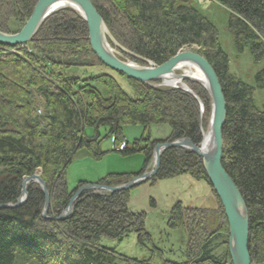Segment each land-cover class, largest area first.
<instances>
[{
    "label": "trees",
    "instance_id": "1",
    "mask_svg": "<svg viewBox=\"0 0 264 264\" xmlns=\"http://www.w3.org/2000/svg\"><path fill=\"white\" fill-rule=\"evenodd\" d=\"M38 1L0 0V31L18 33ZM90 1L115 39L146 60L129 55L133 61L160 66L181 50L197 48L215 69L227 103L222 164L248 208L252 264H263L264 110L257 107L254 95L264 90V69L256 74L254 85L231 73L219 31L193 6L196 0ZM212 1L230 13L228 29L237 52L243 53L249 46L255 62H262L264 0ZM13 24H18V29H13ZM75 67L105 66L92 51L87 22L71 9L51 16L31 42L14 48L0 45V205L16 204L24 179L37 172H41L51 198L49 219L43 217L45 196L37 183L29 185V198L22 207L0 209V264H16L19 257L37 264H154L151 259L121 256L100 244L103 238L123 240L135 233L141 245H153L145 227L146 214L129 210V191L84 192L73 214L56 220L77 191L68 187L67 170L82 149L102 159L99 134L88 137L86 129L104 127L115 148L125 145L120 153L145 155L141 172L145 173L157 144L184 138L195 145L202 142V126L207 129L211 116V98L202 86L187 82L203 103L202 118L198 100L186 91L127 78L136 94L132 98L112 76L88 80L69 76ZM98 86L106 88L108 97ZM163 124L171 128L164 141H153L148 135L130 145L124 136L128 125H140L147 131ZM184 175L212 188L202 158L181 148L163 153L159 172L151 182L154 185ZM126 177L112 174L97 184L116 186ZM84 184L80 182L78 187ZM212 191L219 202V228L209 230L205 210L178 202L171 210L168 227L187 231L186 259L181 263L162 259L160 264H233L229 251L225 257L216 256L214 243L229 239V226ZM155 247L162 257V250Z\"/></svg>",
    "mask_w": 264,
    "mask_h": 264
},
{
    "label": "rangeland",
    "instance_id": "2",
    "mask_svg": "<svg viewBox=\"0 0 264 264\" xmlns=\"http://www.w3.org/2000/svg\"><path fill=\"white\" fill-rule=\"evenodd\" d=\"M193 6L200 13L206 16L217 27L219 31L221 46L224 49V51L229 55L230 58L231 73L234 74L238 79L242 80L243 82L248 83L250 85H254L256 74L264 69V60L260 63H256L250 52L249 46L245 48V51L243 53L237 52L234 44L233 36L231 35L228 29V21L230 17L229 11L212 0H196L193 3ZM18 27H19L18 24H13V29L16 30L18 29ZM111 35L117 45L109 39H108L109 41L108 44L111 50L113 51V53L118 58L127 61L129 63L135 64L137 66H141V67L149 66V64L142 65L130 59L129 55L132 56L131 52L127 48L123 47L115 39L112 33ZM120 47H122L126 51H129V54L124 52ZM103 74L112 76L129 96H131L132 98H136L135 92L129 86L127 77L120 76L119 75L120 73L114 72L111 69L107 68L106 66L95 67V68L75 67V68H71L68 72L69 76L79 77L82 80L84 79L88 80L90 78L97 77ZM177 74H182V72L178 71ZM187 82L196 83L192 81H187ZM187 82H185V84L191 90ZM196 84L202 86L199 83ZM149 85L154 87L167 88L161 86V82H158V84L153 82L152 84ZM98 87L101 93L103 94V96L108 97V91L106 90V88L104 86H98ZM202 87L205 89L204 86ZM254 100L257 107L261 110H264V90H257L254 95ZM211 108H212V102H211ZM39 113L41 115L42 111H40ZM209 121H208V125H209ZM208 125H207V129H208ZM207 129L206 130L204 129L205 132L207 131ZM123 132L126 141L131 145L135 140L141 139L143 136H148V135H150L153 141H164L170 136L171 128L167 124L153 125L149 128V130L145 131V128L143 126L128 125L124 127ZM98 134L100 136V142H101L100 149L104 153V155L101 160H97L86 149H82L77 153L75 159L73 160V163L70 165V167L67 170V182H68V187L71 191L75 190L76 188L78 190L80 188L78 187V184L80 182H84L85 184H95V183L97 184L99 180L108 177L109 175L112 174L128 175V177L124 178L121 181V183L116 186L125 184L126 182H129L133 178L144 174L141 173L145 164V155L143 153L124 155L120 152L123 151L125 145L123 144L115 148L114 139L112 137H107L106 128L102 127L98 131H96L93 128L86 129V135L88 137H95ZM152 169H153V161L148 166L145 173L150 172ZM36 174L41 175L42 177L41 172H37ZM151 180L129 191L130 199H129L128 207L129 210L133 213L146 214V221H145L146 230L152 237L153 245H155L159 250H162L163 256L161 257V253L156 252L154 250L153 245L151 244H146V246L141 245L138 242V237L135 233H130L123 240H112L108 238H103L100 244L104 247L114 249L119 255L130 259H138V260L151 259L154 264H160L162 262V259L170 260L178 263L184 262L186 259L185 251L187 248L188 233L186 230L169 229L168 221L172 208L178 202H181L185 207L199 208L205 210L207 213V220H208L207 226L209 230L213 232L219 228L221 223V217L218 211L219 202L215 197L212 188L207 183H205L204 181L201 182L196 181L188 175L176 177L174 179L157 181L154 185L152 184ZM116 186H112V187H116ZM152 201L155 202V207L152 206ZM226 241H227V245L226 243L225 245H223V243ZM228 242L229 239H227L226 237L214 243L215 246H217L218 248L216 252V256L219 257L226 256L227 252L229 251ZM16 264H37V263L35 261H31L29 259H24L22 257H19Z\"/></svg>",
    "mask_w": 264,
    "mask_h": 264
},
{
    "label": "water",
    "instance_id": "3",
    "mask_svg": "<svg viewBox=\"0 0 264 264\" xmlns=\"http://www.w3.org/2000/svg\"><path fill=\"white\" fill-rule=\"evenodd\" d=\"M65 9L76 11L87 22L91 48L104 66L135 81L145 84L161 82V86L163 87L181 89L190 93L195 96L201 106L202 118L204 115L203 103L188 88L185 82L192 81L204 86L210 94L212 102V113L208 125L212 132V142L211 146L205 144V130L202 126L203 141L200 145H195L188 138L176 140L171 143L157 144L154 149L153 169L150 172H146L116 187L96 183L81 186L72 196L66 210L57 220L63 221L73 214L75 203L84 192L92 191L113 194L120 191H130L150 181L159 172L163 153L169 149L181 148L195 153L203 160L212 188L219 198L227 218L229 226L228 245L232 263L252 264L249 249L250 219L248 208L240 190L227 174L222 164L224 148L223 128L227 119V103L220 80L213 66L198 52L197 48L182 50L160 66L148 62V67H141L118 58L109 47L108 39L115 44L116 42L102 16L90 0H39L33 14L19 33L7 34L0 31V45L16 47L31 42L43 24L51 16ZM120 48L129 54V51H126L122 47ZM134 57L140 58L135 55ZM140 59L146 61L145 59ZM183 65L197 66L207 86L188 75L177 74ZM31 183H37L42 189L45 196L43 217L49 219L48 213L51 204L50 193L41 175L38 174L24 179L21 196L16 204H3L0 205V209H17L22 207L29 198L28 189Z\"/></svg>",
    "mask_w": 264,
    "mask_h": 264
},
{
    "label": "bare ground",
    "instance_id": "4",
    "mask_svg": "<svg viewBox=\"0 0 264 264\" xmlns=\"http://www.w3.org/2000/svg\"><path fill=\"white\" fill-rule=\"evenodd\" d=\"M178 71L182 72V74H184V75H188V76L200 81L203 85L207 86V83L205 82V79H204L203 75L201 74V72L197 66H195V65H183V67H180V69ZM211 142H212V132H211V128L208 127L207 131L205 132V144L208 146H211Z\"/></svg>",
    "mask_w": 264,
    "mask_h": 264
}]
</instances>
